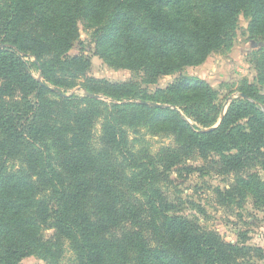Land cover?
Here are the masks:
<instances>
[{"label": "trees", "instance_id": "trees-1", "mask_svg": "<svg viewBox=\"0 0 264 264\" xmlns=\"http://www.w3.org/2000/svg\"><path fill=\"white\" fill-rule=\"evenodd\" d=\"M240 14L262 43L257 80L220 121L199 78L143 87L227 46ZM82 21L97 55L141 85L86 76L89 60L67 54ZM0 45V264H264L260 249L223 241L169 196L172 171H199L185 166L199 159L230 177L215 189L220 205L264 206V0H0ZM25 57L45 84L99 99L51 92ZM145 136L170 142L151 153Z\"/></svg>", "mask_w": 264, "mask_h": 264}, {"label": "rangeland", "instance_id": "rangeland-1", "mask_svg": "<svg viewBox=\"0 0 264 264\" xmlns=\"http://www.w3.org/2000/svg\"><path fill=\"white\" fill-rule=\"evenodd\" d=\"M248 23L249 19L240 14L236 29L227 46L209 54L205 61L198 66L185 67L179 73L161 76L156 84L143 87L153 92L172 84L179 76L199 78L216 93L217 104L220 106V121L228 105L238 97H243L238 92L241 84L247 82L256 85L257 72L251 60V54L258 50L262 43H256L249 38ZM77 28L78 37L67 54L71 57L83 55L89 60L90 68L86 73L87 77L114 84L137 82L141 85L142 75L140 73L110 67L97 55L92 36L93 30L89 25L82 21L78 22ZM2 46L0 45V47ZM24 60L34 79L40 85H45L51 92L65 97L83 98L88 96L92 98L94 96L86 93L80 86L62 93L61 90L44 83L40 68L34 58L25 57ZM99 135L100 123H97L94 128L96 141ZM131 138L132 136H130ZM144 139L148 143L151 153H156L160 147L170 142L162 136H145ZM213 159L214 156H211L210 160ZM185 166L200 167L202 170L191 173H187L184 169L172 171L170 176L175 186H169V196L171 201L177 203V212L197 222L203 228L218 233L221 239L227 243L242 244L244 242L246 246L260 249L264 257V206H255L251 198H247L241 207L220 205L215 195V189L227 186L230 177L218 175L210 169L209 162H202L199 159L187 161ZM259 174L264 183V173L259 172ZM46 235H49V232ZM65 258H70V254L66 253ZM20 264H47V262L40 256L32 255L23 258Z\"/></svg>", "mask_w": 264, "mask_h": 264}, {"label": "water", "instance_id": "water-1", "mask_svg": "<svg viewBox=\"0 0 264 264\" xmlns=\"http://www.w3.org/2000/svg\"><path fill=\"white\" fill-rule=\"evenodd\" d=\"M94 98H98L97 96H93ZM154 106H156V107H159V105H154Z\"/></svg>", "mask_w": 264, "mask_h": 264}]
</instances>
